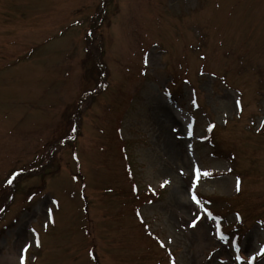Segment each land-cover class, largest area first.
Returning a JSON list of instances; mask_svg holds the SVG:
<instances>
[{
	"label": "rangeland",
	"instance_id": "1",
	"mask_svg": "<svg viewBox=\"0 0 264 264\" xmlns=\"http://www.w3.org/2000/svg\"><path fill=\"white\" fill-rule=\"evenodd\" d=\"M261 120L264 0H0V264L29 243L27 264H170L169 249L176 264H235V238L188 226L179 170L193 165L212 174L197 194L220 225L244 219L246 264L264 247Z\"/></svg>",
	"mask_w": 264,
	"mask_h": 264
},
{
	"label": "snow or ice",
	"instance_id": "2",
	"mask_svg": "<svg viewBox=\"0 0 264 264\" xmlns=\"http://www.w3.org/2000/svg\"><path fill=\"white\" fill-rule=\"evenodd\" d=\"M202 59H203V57H202ZM144 65H145V67H147V65H148L147 58H145ZM186 83H187V81H186ZM193 95H195V93H193ZM192 105L198 107L196 99L192 100ZM243 111H244V108H243L242 99H234L233 100V112L235 114L239 115V114H242ZM224 114H225V116L228 115L227 112H225ZM226 122L227 121H225V123ZM214 128H215V125L210 124L208 126L207 130L209 132H211ZM258 128L264 129V120H261L258 123ZM76 131H77V129L75 127H72L69 130L70 133H74ZM170 131L174 135V138H176V139L181 138L182 133H181V129L179 127H172L170 129ZM186 131H187V135L189 137H191V135H192V124L187 125ZM229 171H231V169H229ZM20 175H21L20 172L11 173L10 176L6 178V186H11L13 184V182L17 179V177H19ZM211 175H212L211 172L202 170L200 167H198L196 165H193L187 173L182 168L179 170V176H181V177L187 176L188 177V186L185 189V195L188 198L191 216H192L191 223L188 226L191 228H196L197 225L201 221H212L214 224V228L212 225H209L210 234H213L217 239L224 240L225 237L223 235H221V232H220V228H221L220 220L216 215H214L213 211L211 210L212 201H210V200L209 201H202L200 199L199 195L197 194V189L203 186L201 183L202 178L210 177ZM171 183H172L171 180L164 179L163 182L160 184V187L165 188ZM241 183L242 182H241L240 178L237 177L236 181H235V191L238 193L241 191ZM133 191H137V189L134 188ZM149 191H152L153 194L155 195V191L153 189L149 188ZM34 199H35V197L30 196L28 198V203L31 204ZM149 203H151V201H149ZM51 205H55L58 207V201L52 200ZM40 210L43 213L44 220L48 222V223H44V225H43L44 229L46 230L49 226V223H53V224L55 223V221L53 219V207L44 206ZM3 211H4V209L0 208V212H3ZM136 215L138 217H141L140 222L144 223V220H143L141 214L139 212H137ZM236 218H237V220L240 219L239 214H237ZM31 232H32L33 237H34V246L37 248L41 247V242H40L38 236L36 235L35 229L34 228L31 229ZM149 235H152V234L149 232ZM153 239H157V238L155 236H153ZM157 242L159 243L161 248H165L166 244H168V245L172 244L173 240L170 238L167 240V242L159 241V240ZM230 246L235 248V253L233 255L229 256V260L230 261L234 260L235 264H245L244 258L239 254L242 251V249L239 246L238 240L234 243L230 242ZM31 247H33V244H31V243L26 244L22 247L21 252H20V256H19V264H27V260H28L27 253ZM89 255L93 256V258H95L93 253H89ZM168 255L170 257V264H176V261L172 257V253H171L170 249L168 251ZM244 255L247 257L246 264H264V247H260L258 249L252 248L250 250H246L244 252ZM209 259H211V258L209 257ZM219 264H228V262L221 260L219 262Z\"/></svg>",
	"mask_w": 264,
	"mask_h": 264
},
{
	"label": "bare ground",
	"instance_id": "3",
	"mask_svg": "<svg viewBox=\"0 0 264 264\" xmlns=\"http://www.w3.org/2000/svg\"><path fill=\"white\" fill-rule=\"evenodd\" d=\"M167 138H169V137H167ZM168 147H169V150L174 154V153H179L180 152V150L177 148V147H175L174 146V144L170 141V140H168ZM178 187V186H177ZM177 190V192L180 194V189L179 188H177L176 189ZM176 192V191H175Z\"/></svg>",
	"mask_w": 264,
	"mask_h": 264
}]
</instances>
